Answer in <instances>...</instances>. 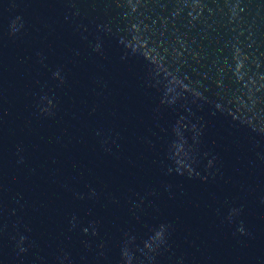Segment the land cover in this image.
Wrapping results in <instances>:
<instances>
[{"label": "clouds", "instance_id": "obj_1", "mask_svg": "<svg viewBox=\"0 0 264 264\" xmlns=\"http://www.w3.org/2000/svg\"><path fill=\"white\" fill-rule=\"evenodd\" d=\"M242 230V229H241Z\"/></svg>", "mask_w": 264, "mask_h": 264}]
</instances>
